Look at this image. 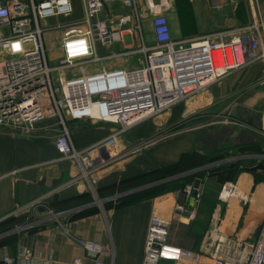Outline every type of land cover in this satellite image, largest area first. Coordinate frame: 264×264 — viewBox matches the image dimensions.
I'll use <instances>...</instances> for the list:
<instances>
[{
    "label": "crops",
    "instance_id": "1",
    "mask_svg": "<svg viewBox=\"0 0 264 264\" xmlns=\"http://www.w3.org/2000/svg\"><path fill=\"white\" fill-rule=\"evenodd\" d=\"M258 4L264 18V0ZM223 6L228 11L224 25L218 26ZM162 11L174 39L215 31L231 37L256 16L253 0H165ZM103 14L114 20L112 29L122 37L109 46H96L102 58L95 63L101 66L83 68L87 73L120 65L122 61L117 59L107 67L104 62L120 58L108 57L111 52L132 51L141 44L129 6L111 2ZM127 14L129 22H121ZM60 16L42 21L53 22ZM68 22L72 21L64 24ZM64 24L57 27L62 31ZM141 25L144 42L152 44L150 21L144 18ZM137 54L141 53H131ZM142 63L135 61V65ZM262 80L264 59H258L125 132H117L116 125L106 122H68V136L77 149L109 140L107 162L94 173L93 184L80 175L77 162L63 157L55 147V132L25 135L0 130V264L5 255L15 256L25 247L55 262L70 264L80 257L81 264H94V259L86 256L84 241L102 246L98 259L104 264H142L153 213L168 221L167 240L192 253L159 264H212L213 255L226 262L238 261L258 236L264 216V174L256 167L264 154ZM166 130L170 132L164 134ZM192 153L201 156L199 165L166 178L206 170L196 177L201 195L194 206V218L188 216L182 189L161 192L160 184L141 188L166 178L144 183L140 178ZM224 183L234 184L235 190L220 199L217 194ZM132 195L136 199L119 202ZM99 197H103L101 204L96 200Z\"/></svg>",
    "mask_w": 264,
    "mask_h": 264
},
{
    "label": "built area",
    "instance_id": "2",
    "mask_svg": "<svg viewBox=\"0 0 264 264\" xmlns=\"http://www.w3.org/2000/svg\"><path fill=\"white\" fill-rule=\"evenodd\" d=\"M81 1L82 18L62 25L58 43L62 56L56 65L49 66L40 21L69 15L73 10L71 0H0V130L25 135L55 132V147L63 157L78 163L80 175L91 184L96 182L94 173L107 162L109 140L77 149L70 142L68 122H106L116 125L117 132H125L231 72L264 59V18L258 0H253L254 20L239 26L237 34L226 37L223 32L215 31L186 39L171 36L168 17L162 11L165 0ZM117 1L131 8L141 44L132 51L111 52L108 57L141 53L143 63L128 68L115 65L90 73L84 67L75 71V67L102 58L97 54L98 44L109 46L121 40L122 33L112 29L114 20L103 14L106 4ZM130 18L127 14L119 20L125 23ZM144 18L151 23L152 44L143 40ZM262 111L264 114V95ZM261 157L264 159V154ZM234 190V184L224 183L218 198H226ZM182 192L188 204V216L194 218V206L201 195L199 185L186 183ZM167 228L168 221L162 216L154 213L150 216L142 264L191 256L189 250L167 240ZM83 245L86 256L94 259V264H104L98 259L103 250L98 242L84 241ZM248 245L238 261L226 262L213 255L212 264H264V216L258 236ZM2 261L3 264H65L26 247L15 256L5 255ZM81 261L76 257L70 264Z\"/></svg>",
    "mask_w": 264,
    "mask_h": 264
},
{
    "label": "rangeland",
    "instance_id": "3",
    "mask_svg": "<svg viewBox=\"0 0 264 264\" xmlns=\"http://www.w3.org/2000/svg\"><path fill=\"white\" fill-rule=\"evenodd\" d=\"M72 2V8L73 11L71 13V15L69 17H57L55 19H52L53 22H48V23H43V21H40V26L42 28V43L46 52V57H47V61L49 66H54L57 64L58 59L62 56V52L61 49L58 46V43L61 39V29H59L57 26L64 24L66 21H76L81 19V2L80 0H71ZM146 44H148L146 42ZM120 58H111L110 60H106L104 62V65L110 66V63H114V61H116V59L118 60V62H121V64L119 66H124V67H132L135 65V61H140L143 59L142 54H137V55H130V56H119ZM137 65V64H136ZM100 67L101 65L99 63H94V64H87L85 66H78L75 67L74 70L75 71H80L81 67L84 68H88L87 70H91L94 67ZM53 75L55 76L56 73L53 72ZM170 109V108H169ZM168 109V110H169ZM168 110H166L165 112L159 114L162 115L164 113H166ZM158 115H155V117ZM154 117V116H153ZM167 132H170V130H166L164 131V134H166ZM163 135V134H160ZM103 197H99L98 201H100V204L102 203ZM22 214V213H21Z\"/></svg>",
    "mask_w": 264,
    "mask_h": 264
},
{
    "label": "trees",
    "instance_id": "4",
    "mask_svg": "<svg viewBox=\"0 0 264 264\" xmlns=\"http://www.w3.org/2000/svg\"><path fill=\"white\" fill-rule=\"evenodd\" d=\"M200 159H201L200 155L196 156L193 153L192 154H185V155H182L181 158L176 163H174L173 165L168 166L167 168H164V169H158L156 171V173L151 172V173L145 174V175L141 176L140 178L144 179L142 181V183H144V182H150V181H155L157 179H163L166 177H170V176H173L174 174L178 173L179 171H183L184 169H190V168L195 167L196 165H199ZM185 163H188V164L184 165ZM256 167L257 168L259 167V170H263L260 173L264 174V159L260 160L257 163ZM245 168L250 169L249 165H245ZM205 173H206L205 169L195 170L194 172L189 173L187 175H183L181 177H176V178H173L171 180H168V181L158 185L157 187L161 188L160 189L161 192L162 191L164 192V191L182 189L183 186L185 185V183L192 182L196 177H201ZM151 188H149V189H151ZM149 195H151V194H149ZM134 199H136L134 195L125 196L123 198H120L119 202H127V201H131ZM107 203L108 202H106L105 205ZM82 213H84V211L77 213V216L82 214Z\"/></svg>",
    "mask_w": 264,
    "mask_h": 264
},
{
    "label": "water",
    "instance_id": "5",
    "mask_svg": "<svg viewBox=\"0 0 264 264\" xmlns=\"http://www.w3.org/2000/svg\"><path fill=\"white\" fill-rule=\"evenodd\" d=\"M227 11H228V7L227 6H223L219 12H218V16H217V20H216V24L218 26H223L224 25V20H225V17H226V14H227ZM182 176V175H181ZM176 177H180V176H174V177H171V178H166V179H163V180H160L158 182H155V183H150V184H147L141 188H149V187H152V186H155V185H158V184H161V183H164L170 179H173V178H176ZM199 183V179L197 178L196 181H195V184L198 185ZM96 200H98V198H96Z\"/></svg>",
    "mask_w": 264,
    "mask_h": 264
},
{
    "label": "bare ground",
    "instance_id": "6",
    "mask_svg": "<svg viewBox=\"0 0 264 264\" xmlns=\"http://www.w3.org/2000/svg\"><path fill=\"white\" fill-rule=\"evenodd\" d=\"M217 55V54H216Z\"/></svg>",
    "mask_w": 264,
    "mask_h": 264
}]
</instances>
